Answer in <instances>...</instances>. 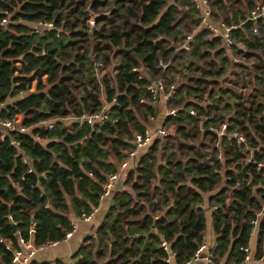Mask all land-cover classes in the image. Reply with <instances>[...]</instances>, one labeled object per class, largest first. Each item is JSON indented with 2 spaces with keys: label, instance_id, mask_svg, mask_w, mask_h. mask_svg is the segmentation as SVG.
<instances>
[{
  "label": "trees",
  "instance_id": "obj_1",
  "mask_svg": "<svg viewBox=\"0 0 264 264\" xmlns=\"http://www.w3.org/2000/svg\"><path fill=\"white\" fill-rule=\"evenodd\" d=\"M209 2L213 21H243L229 48L198 29L190 0H0V22L7 19L0 25V119L21 115L16 127H27L0 140V238L15 247L13 233L28 238L33 227L35 244L61 239L70 229L69 212L97 207L106 176L118 171L134 135L155 123L150 116L158 118L146 86L162 77L166 87L175 84L167 106L178 109L165 119V149L154 141L136 154L76 264H170L162 240L182 264L204 244L205 201L217 236L214 264L241 263L240 247L248 245L250 221L259 213L264 230V172L246 160L264 157V21L248 17L264 0ZM40 22L52 25L35 32ZM188 34L193 41L185 49ZM106 65L111 72H102ZM104 106L109 119L103 125L71 132L77 123L67 118ZM190 109L208 118L199 122ZM222 123L227 132L244 134L253 152L235 139H219L212 129ZM11 258L0 242V264Z\"/></svg>",
  "mask_w": 264,
  "mask_h": 264
},
{
  "label": "built area",
  "instance_id": "obj_2",
  "mask_svg": "<svg viewBox=\"0 0 264 264\" xmlns=\"http://www.w3.org/2000/svg\"><path fill=\"white\" fill-rule=\"evenodd\" d=\"M190 1L194 9L197 10L199 13L198 29L207 30L211 35L220 37L223 40L226 48L231 47L234 44V39L232 35L233 30L240 27L243 24V21L234 19V21L231 24H227L222 21L215 22L212 19V8L210 6L209 0H190ZM248 17L249 19H252L253 22L259 20L260 18L263 19L264 21V4L256 3L255 6L250 10ZM5 23H7L6 18L0 22V25H4ZM51 25L52 24L49 22H40L35 27V32H40L42 28L51 27ZM253 31H256V27L253 28ZM192 41H193V34H188L186 36L184 48L187 49ZM232 60L237 61L238 59L234 57L232 58ZM158 66L164 69L166 67V64L161 60H159ZM132 70L138 73L139 78H142V73L139 68H133ZM146 89L149 91L155 106L160 103L165 105L164 119L162 122H159L158 125L154 126L153 122L155 118L154 116H150L149 120L152 122L153 125L147 126L144 129L143 133H137L134 135V139H133L134 147L126 153V158L120 163V168L122 169L127 167L128 162H130L135 158L137 150L139 148H146L154 141L158 142V146L160 150L165 149L167 136L169 133L165 126V119L166 117L169 116H175L178 111V109L176 108H171L167 106V103L172 101L176 92V86L174 83H171L169 86L166 87L164 78L160 77L148 83ZM188 114L193 116H198L199 122H201L202 120H206L208 118V116L204 114L198 115V112L193 109H190L188 111ZM108 119H109V114L104 106V108L99 112L83 113L78 117L67 118L66 121L68 122V124H72L73 122H76L77 123V127H75V131H76L77 129L81 128L84 124L91 126L92 125L101 126L103 125L105 120ZM18 122L19 120L16 116L11 119H4V120L0 119L1 141H3L11 131L19 130L20 133H22L27 130V127L25 126H20L19 128H17L16 123ZM42 124L49 130L53 129L54 127L53 122H48V123L44 122ZM212 128L213 127H211L210 129ZM226 128H227L226 123H222L218 125L217 128L212 130L216 132L218 138L219 137L222 138L223 136H225L227 139H233V140L235 139L239 145L245 146V151H248L250 153L253 152V150L247 145L246 136H244V134L238 132L237 130L227 132ZM12 143L18 144L19 141L14 139ZM219 152L220 153L217 154L216 159L222 160L223 154L221 153V151ZM15 158L19 160L22 166L27 165L26 168L27 173L33 171L32 166L29 164V160L24 155L17 152L15 153ZM246 160L252 164L256 173H261V171L264 172V157H262L261 159H256L254 156H252V154H248ZM120 175H121L120 172H112L106 176V180L104 181L101 188L102 192L100 194V199H104L110 195ZM96 211H97V207H95L89 213H82L81 215H75V218L73 219L71 218L70 229L68 231H65V234L61 239H52V240L49 239L43 243L35 244L33 240L30 239V237L33 236L35 232V229L31 227L28 230L29 237L27 239L22 237L20 234L16 235L17 247H12L11 241L5 238H0V242H3L5 244L6 249L12 251L11 264H29L38 251H41L49 247H55L58 244L65 242L69 238H71L73 233L76 231L77 223L80 221L82 222L91 221ZM260 215L261 214L259 213L255 219H252L250 221V225H251L250 236L254 235L257 232ZM8 218L13 222V218L11 215H8ZM15 223L16 222H14V224ZM169 245L170 243L167 240H162L160 243L162 249H164L168 253V256L166 258L167 262H171V260L175 257V254L174 252L171 251ZM216 246H217L216 241H214L209 245L201 244L196 249L194 254L189 259L184 261L182 264H196L201 259V253L203 251H206V255H205L206 263L214 264L213 258H214V252ZM240 249L244 252V256L240 264H245L250 259L249 247L248 245L242 246L240 247ZM60 264H76V260L70 261L69 263H65L62 261Z\"/></svg>",
  "mask_w": 264,
  "mask_h": 264
},
{
  "label": "crops",
  "instance_id": "obj_3",
  "mask_svg": "<svg viewBox=\"0 0 264 264\" xmlns=\"http://www.w3.org/2000/svg\"><path fill=\"white\" fill-rule=\"evenodd\" d=\"M32 87L34 89L35 83H33ZM156 107H158L160 114L158 118L156 119V121L154 120L155 122L154 126L158 125L159 122L163 121L165 105L160 103L156 105ZM18 120L19 121L21 120V115H20V119L18 118ZM70 129L72 133L75 132V126H70ZM143 151L145 150L142 148H139L137 150V153H136L137 158L139 154L142 153ZM135 159L136 157L130 162H128V166L123 169L120 168V165H119V169L117 172H120L121 175H123L127 169H130L134 166ZM121 178L124 180V177L121 176L120 179L116 182L117 190L122 189L123 187V182ZM110 197L100 199L99 204L97 206V211L93 215L91 221L89 222L80 221L77 223L76 231L73 233L71 238H69L65 242L58 244L55 247H49L41 251H38L36 255L32 258V260H36L39 262L45 261V262H48L49 264H52V263L60 264L62 261L65 263H69L70 261L76 260L75 256L78 255L80 248L82 246L89 244L92 240L96 238V231L100 227L101 223L103 222L107 209L112 204V199ZM204 207L206 208L205 211L207 215L206 229L204 232V244L209 245L213 243L214 241H216L217 236L214 231L213 223L211 222L212 208H209L207 201L204 202ZM68 216L70 219L75 218V215L72 212H69ZM14 222L15 221L13 220L12 224L16 226V223L14 224ZM18 234H20L18 231L13 233L14 236ZM28 237H29V234H28ZM30 239L32 240V236L30 237ZM15 247H17V245ZM248 247H249L250 259L245 264H264V230L260 228V222L257 228V232L254 235L250 236ZM205 255H206V251H203L201 253V259L196 264H207L205 261ZM170 264H176L174 259L171 260ZM219 264H225V258H223Z\"/></svg>",
  "mask_w": 264,
  "mask_h": 264
},
{
  "label": "rangeland",
  "instance_id": "obj_4",
  "mask_svg": "<svg viewBox=\"0 0 264 264\" xmlns=\"http://www.w3.org/2000/svg\"><path fill=\"white\" fill-rule=\"evenodd\" d=\"M234 19H237V17L236 18H234ZM91 21H93L92 19L90 20V22ZM111 70H112V68H111V66H109V65H106L105 66V68L103 69V73H109V72H111ZM114 73H116V71H114ZM157 110H158V107H157ZM17 117L20 119V115H17ZM166 129H167V127H166ZM168 130V129H167ZM169 131V130H168ZM122 179V178H121ZM124 180L122 179V182H123ZM121 182V181H120Z\"/></svg>",
  "mask_w": 264,
  "mask_h": 264
},
{
  "label": "water",
  "instance_id": "obj_5",
  "mask_svg": "<svg viewBox=\"0 0 264 264\" xmlns=\"http://www.w3.org/2000/svg\"><path fill=\"white\" fill-rule=\"evenodd\" d=\"M91 16H92L93 19H95L97 17V15H95V14H91ZM251 182H252V178H250V181H249L248 185H251ZM13 228L15 230L16 229V226L13 225Z\"/></svg>",
  "mask_w": 264,
  "mask_h": 264
}]
</instances>
